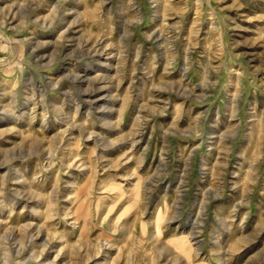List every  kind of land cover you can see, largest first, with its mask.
Here are the masks:
<instances>
[{"label": "rangeland", "instance_id": "obj_1", "mask_svg": "<svg viewBox=\"0 0 264 264\" xmlns=\"http://www.w3.org/2000/svg\"><path fill=\"white\" fill-rule=\"evenodd\" d=\"M0 264H264V0H0Z\"/></svg>", "mask_w": 264, "mask_h": 264}]
</instances>
